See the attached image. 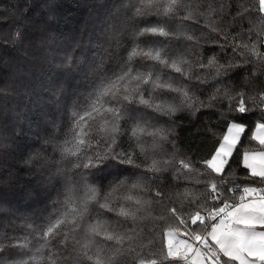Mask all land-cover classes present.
<instances>
[{
	"label": "snow or ice",
	"instance_id": "1",
	"mask_svg": "<svg viewBox=\"0 0 264 264\" xmlns=\"http://www.w3.org/2000/svg\"><path fill=\"white\" fill-rule=\"evenodd\" d=\"M110 3L95 44L55 65L91 73L71 103L65 74L34 78L41 38L24 30L54 20L60 0L0 9L21 21L10 36L0 29V50L29 58L14 68L0 54V152L19 139L17 97L30 96L42 148L26 164L51 145L64 177V191L21 212L15 197L33 193L0 159V264H264V0ZM41 92L58 101L54 118ZM204 110L216 126L181 150L177 113Z\"/></svg>",
	"mask_w": 264,
	"mask_h": 264
},
{
	"label": "trees",
	"instance_id": "2",
	"mask_svg": "<svg viewBox=\"0 0 264 264\" xmlns=\"http://www.w3.org/2000/svg\"><path fill=\"white\" fill-rule=\"evenodd\" d=\"M19 0H0V9H13ZM111 7L110 0H60V8L55 14V19L49 21L42 28L36 26V20L28 22L24 26L25 31H30L33 37L41 38L39 50L36 53V59L31 61L35 65L33 72L35 79L42 81V84L50 83V75L56 70L55 65L63 58L65 51H71L73 57L80 55L82 50L88 45L91 39L92 44L96 42V37L100 33L101 26L107 18L108 8ZM0 16H6L7 19L0 21V29L5 30L8 35L16 24L15 15L8 11H0ZM79 40V47H73V41ZM239 42V41H237ZM15 49H9L7 53L0 50V54L6 55L12 61L13 67H18V62H28V56L14 57L12 53ZM231 55V52H228ZM6 75V73L4 74ZM21 78H33L31 73L25 72ZM48 93L41 92L40 105L43 104L41 97ZM80 102H84V97H80ZM71 103V101H68ZM17 107L22 110V121L20 125L19 139L23 138L29 144H39V139L35 135L37 113V104L32 97L24 98L23 95L17 97ZM177 138L175 144L181 149L186 150L189 146H196L202 143L204 137L210 133L204 131L209 126L215 127L217 121L212 116L211 110H204L203 116L193 119L182 113H177ZM200 129V131H198ZM255 147H259L255 145ZM16 169L20 168V162L14 163ZM28 178L27 173L24 176ZM23 187V186H21ZM44 204H33L23 196L15 197V207L21 212H30L36 208H42Z\"/></svg>",
	"mask_w": 264,
	"mask_h": 264
},
{
	"label": "clouds",
	"instance_id": "3",
	"mask_svg": "<svg viewBox=\"0 0 264 264\" xmlns=\"http://www.w3.org/2000/svg\"><path fill=\"white\" fill-rule=\"evenodd\" d=\"M75 63V58L74 61ZM58 73L65 74L64 88L65 94L62 95L61 101L68 103L73 99V93L86 89L91 85L92 76L90 71L85 67L79 69H56L49 79L57 77ZM43 104L40 106L42 111L49 113V118H54L57 114V104L55 96L49 93L47 96L41 97ZM96 147V143L93 144ZM42 145L29 144L21 138L16 141V144L10 150L0 152V159H7L9 163L14 164L20 162V168H17L18 181L20 186H23L33 193L31 203L45 204L49 199L55 198L60 192L64 191V177L56 175L59 165V153L51 145H44L45 158L43 160H35L31 165L26 164L29 154L36 150H40ZM65 169L70 170L69 176L72 175L74 169L70 162H65ZM115 172V169H108ZM25 173L28 178L25 179Z\"/></svg>",
	"mask_w": 264,
	"mask_h": 264
}]
</instances>
